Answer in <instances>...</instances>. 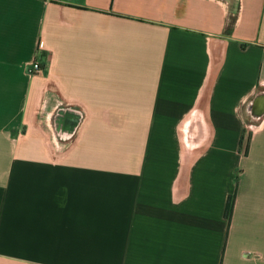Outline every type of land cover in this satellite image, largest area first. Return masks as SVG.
Segmentation results:
<instances>
[{"label":"crops","instance_id":"crops-1","mask_svg":"<svg viewBox=\"0 0 264 264\" xmlns=\"http://www.w3.org/2000/svg\"><path fill=\"white\" fill-rule=\"evenodd\" d=\"M238 1L226 32L227 0H0V264H264V0Z\"/></svg>","mask_w":264,"mask_h":264},{"label":"trees","instance_id":"trees-1","mask_svg":"<svg viewBox=\"0 0 264 264\" xmlns=\"http://www.w3.org/2000/svg\"><path fill=\"white\" fill-rule=\"evenodd\" d=\"M229 3V11L227 13V22L225 26L226 32H231L233 29V25L235 22L236 13L238 11L239 1L238 0H227ZM244 143L240 141V145L242 146ZM248 144V143H246Z\"/></svg>","mask_w":264,"mask_h":264},{"label":"built area","instance_id":"built-area-1","mask_svg":"<svg viewBox=\"0 0 264 264\" xmlns=\"http://www.w3.org/2000/svg\"><path fill=\"white\" fill-rule=\"evenodd\" d=\"M41 63L40 61L38 60V58H34L29 66V73L30 74H36L38 73L39 71H41Z\"/></svg>","mask_w":264,"mask_h":264}]
</instances>
